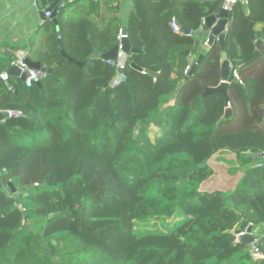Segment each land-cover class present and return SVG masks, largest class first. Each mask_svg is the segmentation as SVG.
<instances>
[{
	"label": "trees",
	"instance_id": "1",
	"mask_svg": "<svg viewBox=\"0 0 264 264\" xmlns=\"http://www.w3.org/2000/svg\"><path fill=\"white\" fill-rule=\"evenodd\" d=\"M247 2L249 13L237 3L228 25L227 52L237 67L253 58L264 26V0ZM86 3L101 8V1ZM136 4L127 25L133 48L143 49L151 35L159 46L132 60L157 78L128 64L127 80L107 88L117 69L94 59V45L101 54L114 48L116 13L69 23L66 4L29 54L55 74L31 88L19 78L0 79V111L19 112L0 122V237H10L0 264H264L235 236L243 221L264 231V167L253 156L264 151V55L238 70L245 86L232 83L227 120L223 96L202 99L222 80L219 44L192 78L185 75L189 57L201 54L203 20L220 12L223 0H163L157 12L147 0ZM173 18L194 35L174 33ZM14 58L0 60V74ZM215 155L235 166L223 188L203 192L214 181L209 161L229 166ZM220 171L216 177L225 176ZM28 199L37 207L26 208ZM178 210L184 220L171 232L134 234L136 224Z\"/></svg>",
	"mask_w": 264,
	"mask_h": 264
},
{
	"label": "water",
	"instance_id": "2",
	"mask_svg": "<svg viewBox=\"0 0 264 264\" xmlns=\"http://www.w3.org/2000/svg\"><path fill=\"white\" fill-rule=\"evenodd\" d=\"M61 2L62 0H54V2L50 5L49 8L40 12L39 15H40L41 20H43L44 22L53 21L55 24H57L58 8ZM46 13H51V16L47 18ZM230 15H231L230 12L225 11V10H220V12H218L217 14L212 15L209 18L205 19L204 25L202 26L200 31L197 33V36L199 35L201 37H204L206 36V34H208L205 49L202 50L199 58L197 59V62L192 64L191 69L188 73V78H192L198 72L199 67L202 64L205 56L210 52V50L213 48V46L216 43L219 44V47L222 53L221 54L222 81L219 84V86H217L216 88L206 87L205 92L202 94V99L205 100L209 96L216 95V94L223 96L225 99L226 105L228 106L226 113H225V118L227 120H230L233 117V111L229 105L231 103L230 87L232 83L236 80L235 72H238L239 69L248 68L254 65L262 57L261 48H262V44L264 43V27H263L260 31L261 37L259 40L256 41L257 47H256L254 56L251 59V61L241 67L233 66L229 59V55H228L227 47H226V40H227V34H228L227 27L229 25ZM180 26L183 32L185 33V35H189V36L192 35V30L182 26L181 24ZM123 31L124 33H128L127 28H124ZM58 44L60 46V41H58ZM155 45L159 46V43L156 42L154 35H151L149 43L141 50L133 48L131 41L129 39H125L122 42V46H123L122 51L124 55H122L119 59H118L119 48L117 44L114 46V48L111 51L105 54H101L99 50L96 48V46L94 45V48H95L94 59L103 60L104 63H108L109 61H114V62L118 61V65L120 67L117 69V75L115 78V82L118 84L122 83V75L125 74V71L122 67H126L128 64L132 68H134L135 70L141 73L148 74L154 78H157L159 74H155L151 71L144 70L138 67L137 64L133 62L132 60L133 55L146 53ZM61 55L69 63L75 64L76 66L80 68H83L85 65L84 63L76 61L73 58L69 57L66 54V52L63 50L61 51ZM26 63L31 69H36V70L46 69L49 75L55 74V70L53 68L51 67L45 68L39 62H33L30 59H26ZM8 74L10 77H19L20 70L18 69V67H11L8 70ZM21 81L22 82L25 81L24 76L21 77ZM237 82L241 86H243L241 81L238 80ZM37 85L40 87L42 86L41 83H38ZM108 87L113 88L114 81H112L107 86V88ZM8 118H9L8 113L0 111V122L5 123L8 120ZM205 166L206 165H202L201 167H205ZM8 187L11 190V192L14 194V197L17 198L18 189H16L12 183H9ZM239 231L245 232V234L242 235L238 239V243L244 244L246 246H251V244H253L255 247H259L264 244V236H262L261 238L257 236L259 228H254V225L251 224L249 221H243L241 227L239 228ZM261 252L262 254H264V249H262Z\"/></svg>",
	"mask_w": 264,
	"mask_h": 264
},
{
	"label": "crops",
	"instance_id": "3",
	"mask_svg": "<svg viewBox=\"0 0 264 264\" xmlns=\"http://www.w3.org/2000/svg\"><path fill=\"white\" fill-rule=\"evenodd\" d=\"M100 1L101 8L96 10L88 7V3H86L87 0H75L71 3L68 11L66 12L65 18L69 21V23H72L77 21L79 18L90 15V17H93L96 21L101 22L108 17L107 11L112 10V12L114 11L116 13L120 22V29H124L127 28L131 17L136 16L138 13L136 4L138 0H116L115 2H110L108 4H104L105 0L93 2L99 3ZM162 1L163 0H147V3L151 4L149 6V10L153 12L159 11L161 7L160 2ZM53 2L54 0H0V60L9 59L13 52L15 53L13 62L23 56H26L27 59H29V54L33 44L39 40L43 42L44 28L47 24L53 22H44L41 20L39 14L43 10L49 8ZM59 7H62L61 3L59 4ZM245 7L246 14H248L249 10L247 9V5H245ZM59 19V16H57V24ZM263 27L264 26L262 25L258 26L259 31H261ZM207 36L208 34L204 37L199 35L197 36L200 38L201 52L205 49V43L208 38ZM261 53L264 55V43L262 44ZM13 62H11V65ZM259 69L260 67H258L257 70ZM239 74V81H241V76ZM235 81L238 80L236 79ZM242 84L245 86L243 82ZM214 157L219 156L215 155ZM226 159H229V157ZM228 171V169L225 170L226 174L223 179L228 176ZM217 184L219 183L214 182L215 187Z\"/></svg>",
	"mask_w": 264,
	"mask_h": 264
},
{
	"label": "built area",
	"instance_id": "4",
	"mask_svg": "<svg viewBox=\"0 0 264 264\" xmlns=\"http://www.w3.org/2000/svg\"><path fill=\"white\" fill-rule=\"evenodd\" d=\"M74 1L75 0H62L61 4H62V6H64L66 4H71ZM92 1L97 2L98 0H92ZM239 2H241L244 5L248 4L247 0H223L221 10H225V11H228L231 13L234 9V6ZM46 16L49 18L51 16V13H46ZM204 22H205V19L203 20V25H204ZM169 27L174 33H176L178 35H185V33L183 32V30L180 26L179 21L176 18H173L169 22ZM125 39H129L128 33H124L123 29H120L118 37H117V42H116V44L118 45V48H119L118 59L122 55H124V53L122 51V49H123L122 42ZM205 45H206V43H205ZM26 59H27L26 56H23V57L17 59L16 61H14L12 63L11 67H18V69L20 70L19 78L21 79V77L24 76L25 77V81H24L25 86L27 88H31L34 85H37L38 83H42L48 77L49 74H48L46 69L45 70L31 69L28 66V64L26 63ZM196 62H197V58H195L193 56L189 57L188 66L186 67V70H185L186 76H188V73L191 69L192 64L196 63ZM108 64L116 67V69H118L120 67L118 65V61L117 62L109 61ZM122 68L125 71L126 67H122ZM10 78L11 77L9 76L8 71H4L0 74V79L3 82H5L6 84L9 83ZM235 78L237 80H239L237 72H235ZM125 80H127V77H126V74H123L122 75V82ZM117 85H118V83H116L114 80V87H116ZM229 106L231 107V104ZM6 113H8L9 117H18V115H19V112H13V111H8ZM253 156L256 160H258L257 167L260 169L263 168L264 167V151L260 152V153L253 154ZM213 188L214 187H212L211 185H207L203 188V190L211 193L213 190L216 191V189H213ZM25 196H28V194H26ZM25 212H26V210H25ZM244 234H245V232H240V234H238L239 236H237L238 239ZM238 239H237V241H238ZM251 248H252V253L254 256L260 257L258 259H262V258L264 259V254H262L261 250L258 247H255L254 245L251 244Z\"/></svg>",
	"mask_w": 264,
	"mask_h": 264
},
{
	"label": "rangeland",
	"instance_id": "5",
	"mask_svg": "<svg viewBox=\"0 0 264 264\" xmlns=\"http://www.w3.org/2000/svg\"><path fill=\"white\" fill-rule=\"evenodd\" d=\"M260 67V66H258ZM174 105V101H171L170 104L168 106H172ZM153 130H157L158 128L156 127H153L152 128ZM219 158H223L227 161V163L229 164L228 167H223V166H218L217 165V162L213 164V159H211L208 163L209 166H211L213 169H214V172L215 174L213 175V178H214V181L213 183L211 184L212 187H214L213 189H220V188H223L224 187V183H223V177L224 176H221V177H216V174L220 171L222 172V170H226V169H231L235 166V163L234 162H231V160L229 159H226L228 158L226 155L222 156V155H218ZM214 158V157H213ZM214 182H218L219 184H217V186L215 187L214 186ZM210 187V186H209ZM4 188V187H3ZM2 190H6L5 188L2 189ZM203 192H206L202 189ZM215 192V190H213L211 193ZM25 207L26 208H36V204L34 202H32L31 199H28L25 203ZM26 209L22 208V212H25ZM184 216L185 214L183 213V211L181 212V210H178V213L176 212V214L170 218H166V219H163V220H157V219H150L148 220L147 222H143V223H138L136 224V227L134 229V234L135 235H143V234H147V233H157V232H165V233H169L171 232L175 226L179 223H181L183 220H184ZM18 222H22L21 218H18L16 223L18 224ZM24 223V221H23ZM30 227H34L35 229H39V226L35 223V222H32ZM263 231L262 230H259L258 231V235L259 238H261L262 236H264V234H261ZM238 234L240 233H235V236H236V242L238 237L239 236ZM9 236H4V237H0V249L2 248V246L4 245V243H6L8 240H9ZM253 245V244H252ZM263 246V249H264V244L262 245ZM258 256H255V259L257 260ZM263 259V258H262Z\"/></svg>",
	"mask_w": 264,
	"mask_h": 264
},
{
	"label": "bare ground",
	"instance_id": "6",
	"mask_svg": "<svg viewBox=\"0 0 264 264\" xmlns=\"http://www.w3.org/2000/svg\"><path fill=\"white\" fill-rule=\"evenodd\" d=\"M49 1H51V0H49Z\"/></svg>",
	"mask_w": 264,
	"mask_h": 264
}]
</instances>
